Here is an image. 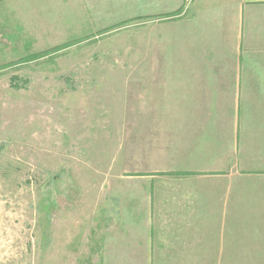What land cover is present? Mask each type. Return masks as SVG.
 <instances>
[{
	"label": "crops",
	"instance_id": "1",
	"mask_svg": "<svg viewBox=\"0 0 264 264\" xmlns=\"http://www.w3.org/2000/svg\"><path fill=\"white\" fill-rule=\"evenodd\" d=\"M122 1L139 28L166 15L134 69L135 166L55 262L264 264V0Z\"/></svg>",
	"mask_w": 264,
	"mask_h": 264
},
{
	"label": "rangeland",
	"instance_id": "2",
	"mask_svg": "<svg viewBox=\"0 0 264 264\" xmlns=\"http://www.w3.org/2000/svg\"><path fill=\"white\" fill-rule=\"evenodd\" d=\"M129 6L0 1V264H58L135 166L134 69L151 66L166 15L139 28Z\"/></svg>",
	"mask_w": 264,
	"mask_h": 264
}]
</instances>
